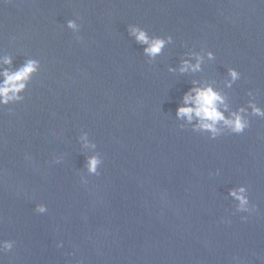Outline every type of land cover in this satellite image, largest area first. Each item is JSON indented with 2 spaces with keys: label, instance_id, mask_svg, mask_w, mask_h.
I'll use <instances>...</instances> for the list:
<instances>
[{
  "label": "water",
  "instance_id": "1",
  "mask_svg": "<svg viewBox=\"0 0 264 264\" xmlns=\"http://www.w3.org/2000/svg\"><path fill=\"white\" fill-rule=\"evenodd\" d=\"M129 24L173 43L146 63ZM201 48L215 57L201 72L167 71ZM4 53L40 70L0 110V240L14 242L0 264H264V118L214 140L175 119L191 79L230 108L249 90L264 108V0H0ZM81 132L99 175L84 171ZM237 185L255 211L235 212Z\"/></svg>",
  "mask_w": 264,
  "mask_h": 264
},
{
  "label": "clouds",
  "instance_id": "2",
  "mask_svg": "<svg viewBox=\"0 0 264 264\" xmlns=\"http://www.w3.org/2000/svg\"><path fill=\"white\" fill-rule=\"evenodd\" d=\"M64 24L72 29L77 41L80 40V25L72 17H66ZM126 31L132 40L141 46L142 54L146 57V63L152 64L156 57L160 56L167 45L173 43L170 35L156 36L135 25H127ZM212 51L201 48L199 51L188 50L183 53L178 64L168 66L167 71L179 74H196L202 71V65L207 61L214 60ZM40 70V62L33 58L24 59L23 63L13 66L12 57L4 53L0 55V110L10 104H17L24 100L25 91L30 84L32 77ZM240 79V73L233 67L226 68V75L223 80V87L230 89ZM190 87L181 95L175 109V119L179 122L181 129L190 128L193 132L207 133L209 139H216L225 132L241 134L249 127V117L264 118V108L257 105L253 91L249 90L246 95L249 99L246 105L230 108L228 96L214 84L204 79H191ZM78 143L83 141L82 147L93 149L85 156L83 168L87 175H99L98 167L102 160L96 152V144L89 139L87 132H81L77 137ZM61 156H54L53 162L60 163ZM80 182L87 183L85 175H80ZM227 197L235 202V212L251 213L255 211V205H250L247 188L244 185H237L229 188ZM34 211L44 214L47 208L44 204H36ZM245 219V217H241ZM13 241L0 240V256L10 252L13 248ZM61 247V242H57ZM235 259V258H234Z\"/></svg>",
  "mask_w": 264,
  "mask_h": 264
}]
</instances>
